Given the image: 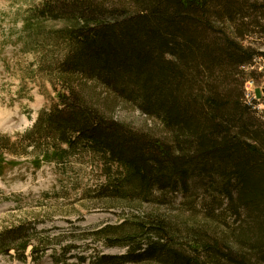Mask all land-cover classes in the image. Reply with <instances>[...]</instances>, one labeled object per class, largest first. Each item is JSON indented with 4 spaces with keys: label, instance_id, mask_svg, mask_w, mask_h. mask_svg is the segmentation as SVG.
<instances>
[{
    "label": "trees",
    "instance_id": "16d2710c",
    "mask_svg": "<svg viewBox=\"0 0 264 264\" xmlns=\"http://www.w3.org/2000/svg\"><path fill=\"white\" fill-rule=\"evenodd\" d=\"M47 21L68 24L47 37L64 43L68 53L55 70L63 89L57 103L40 112L27 132L37 152L31 165H61L86 152L119 170L105 177L99 193L141 205L204 189L219 195L209 204L218 203L233 223L222 238L199 233L184 240L186 251L161 215L129 214L94 234L124 253L98 254L91 264H264V121L256 118L264 110L244 98V83L254 75L245 68L264 53L243 43L262 33L264 5L42 0L26 22H38L39 32ZM121 102L156 121L166 138L115 119L114 105ZM15 145L0 135V177L13 165L5 157L21 156ZM203 179L209 181L205 188ZM36 234L22 223L2 230L0 255L12 250L25 262L31 245L32 262H38L44 250Z\"/></svg>",
    "mask_w": 264,
    "mask_h": 264
},
{
    "label": "rangeland",
    "instance_id": "374dc122",
    "mask_svg": "<svg viewBox=\"0 0 264 264\" xmlns=\"http://www.w3.org/2000/svg\"><path fill=\"white\" fill-rule=\"evenodd\" d=\"M249 1L264 5V0ZM41 2L0 0V135L16 142L21 155L5 157L13 165L0 177V232L20 223L30 224L36 228L34 238L40 240L44 253L33 263L29 245L25 262H20L10 250L0 255V264H91L98 254L121 255L124 249L106 247L94 240V234L105 226L119 225L129 214L161 215L177 230L186 251L184 240L190 241L199 233L222 238L233 223L218 203L209 204L219 195H208L204 189L193 195L168 194L162 203L153 200L136 205L132 200L118 201L108 191L99 193L105 190V177L112 179L119 172L115 166H106L100 157L78 152L61 165H31L37 152L27 132L40 112L57 103L56 94L63 89L55 70L68 53L64 43L47 38L52 31L65 29L66 22H43L39 32L35 29L38 22H26ZM261 32L246 37L243 43L264 53V26ZM244 72H254L251 80L247 77L249 82L244 83V98L247 93L253 94L262 104L260 108L256 105V109L263 111L264 59L255 58ZM114 106L113 117L118 121L134 131L163 137L156 121L122 102ZM257 114L256 118L264 121V114ZM202 182L205 188L209 181ZM220 201L225 207V201ZM68 246L76 249L64 253Z\"/></svg>",
    "mask_w": 264,
    "mask_h": 264
},
{
    "label": "built area",
    "instance_id": "2783aa9c",
    "mask_svg": "<svg viewBox=\"0 0 264 264\" xmlns=\"http://www.w3.org/2000/svg\"><path fill=\"white\" fill-rule=\"evenodd\" d=\"M245 97H246V101L248 104L252 105L253 103L257 102V98L253 94L247 93ZM257 103H259V102H257ZM261 106H262V104L259 103L258 108H260Z\"/></svg>",
    "mask_w": 264,
    "mask_h": 264
},
{
    "label": "water",
    "instance_id": "95a60500",
    "mask_svg": "<svg viewBox=\"0 0 264 264\" xmlns=\"http://www.w3.org/2000/svg\"><path fill=\"white\" fill-rule=\"evenodd\" d=\"M8 252V251H7Z\"/></svg>",
    "mask_w": 264,
    "mask_h": 264
}]
</instances>
